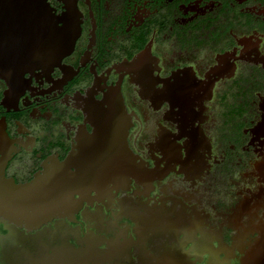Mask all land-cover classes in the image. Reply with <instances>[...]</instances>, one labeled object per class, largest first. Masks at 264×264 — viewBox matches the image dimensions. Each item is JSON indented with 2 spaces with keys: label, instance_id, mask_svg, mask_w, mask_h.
Instances as JSON below:
<instances>
[{
  "label": "flooded vegetation",
  "instance_id": "obj_1",
  "mask_svg": "<svg viewBox=\"0 0 264 264\" xmlns=\"http://www.w3.org/2000/svg\"><path fill=\"white\" fill-rule=\"evenodd\" d=\"M38 1L75 40L0 75L6 176L68 159L115 88L141 166L39 227L0 217V264H264V0Z\"/></svg>",
  "mask_w": 264,
  "mask_h": 264
},
{
  "label": "water",
  "instance_id": "obj_2",
  "mask_svg": "<svg viewBox=\"0 0 264 264\" xmlns=\"http://www.w3.org/2000/svg\"><path fill=\"white\" fill-rule=\"evenodd\" d=\"M60 22L66 21L53 17L44 2L0 0V75L16 82L38 62L59 64L75 40L74 30L65 32ZM87 112L94 134L81 137L68 159L44 164L42 173L25 184L6 176L11 152L7 138L0 135V217L39 227L78 205L79 191L88 195L139 170L136 158L126 152L131 119L120 88L111 89Z\"/></svg>",
  "mask_w": 264,
  "mask_h": 264
}]
</instances>
